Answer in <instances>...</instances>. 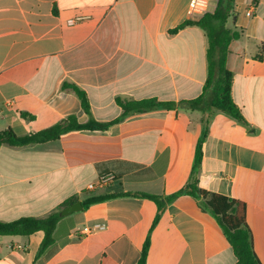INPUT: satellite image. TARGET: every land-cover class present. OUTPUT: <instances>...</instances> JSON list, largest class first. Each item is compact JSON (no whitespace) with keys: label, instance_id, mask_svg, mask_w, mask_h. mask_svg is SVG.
I'll return each instance as SVG.
<instances>
[{"label":"crops","instance_id":"0c3cea01","mask_svg":"<svg viewBox=\"0 0 264 264\" xmlns=\"http://www.w3.org/2000/svg\"><path fill=\"white\" fill-rule=\"evenodd\" d=\"M191 0H0V132L26 136L70 116L108 123L117 99L179 103L198 98L208 76L206 32ZM232 96L244 122L215 112L203 144L204 190L245 204L254 249L264 264V0H235ZM73 23V24H72ZM70 84L84 91L91 114ZM26 115L29 118H25ZM203 114L161 108L106 131L0 148V222L44 218L71 198L106 192L170 195L189 181ZM103 174L109 187L89 191ZM155 203L122 197L63 218L38 257L44 232L0 236V264H137ZM103 229L90 233L96 227ZM216 220L190 196L169 205L151 233L147 264H236Z\"/></svg>","mask_w":264,"mask_h":264},{"label":"trees","instance_id":"16d2710c","mask_svg":"<svg viewBox=\"0 0 264 264\" xmlns=\"http://www.w3.org/2000/svg\"><path fill=\"white\" fill-rule=\"evenodd\" d=\"M234 3L235 0H219L218 6L213 13L205 14L196 21H186L171 31V34H176L188 26H197L206 32L209 43L207 50L208 76L202 94L198 98L179 103H163L157 99L141 101L117 99V104L122 108L123 113L119 118L108 123L90 120L86 124H80L75 116H70L50 128L26 136H18L12 129L0 132V148L4 145L26 147L56 141L63 135L74 131H106L111 126L124 121L130 116L161 108H181L201 112L204 115V129L197 145L189 181L180 190L173 194L162 196L131 192H106L105 194L97 195L91 192L81 201L84 210L95 204L122 197L141 198L156 204L157 214L149 235L143 244L141 258L137 264H147L151 247V233L160 222L167 207L181 196L194 198L200 208L216 220L233 249L237 258L236 264H262L255 252L253 234L246 221L245 204L220 194L208 192L200 187L199 182L203 159V144L214 113H222L238 122H244L241 110L234 102L232 96L235 75L228 65L229 58L233 53L232 46L242 36L240 30L228 27L230 22L232 25L235 23ZM63 89L72 90L80 99L84 111L89 115L91 114L90 103L84 91L70 84H65ZM24 117L29 118L26 115ZM77 202H79L78 198H71L65 201L56 212L44 218L24 217L12 222H0V236L28 237L40 231L44 232L45 237L38 254V257H41L55 243L54 235L59 222L62 220L59 217V212Z\"/></svg>","mask_w":264,"mask_h":264},{"label":"built area","instance_id":"2783aa9c","mask_svg":"<svg viewBox=\"0 0 264 264\" xmlns=\"http://www.w3.org/2000/svg\"><path fill=\"white\" fill-rule=\"evenodd\" d=\"M219 0H191L189 9H188V15L189 16H194L196 13V10L200 5H204L205 7L201 10V17H203L205 14L208 13H213L217 6H218ZM73 24V23H72ZM114 181V176L111 174H103L99 177L98 183L97 184H90L88 186L89 191H94L97 187H103L107 188L110 186V184ZM102 226L96 227L94 230L89 231L90 233L92 232H97L102 230Z\"/></svg>","mask_w":264,"mask_h":264},{"label":"water","instance_id":"95a60500","mask_svg":"<svg viewBox=\"0 0 264 264\" xmlns=\"http://www.w3.org/2000/svg\"><path fill=\"white\" fill-rule=\"evenodd\" d=\"M83 209L84 208H83L82 202L79 201V202L61 210L59 212V217L63 219V218H66V217L76 213V212L83 211Z\"/></svg>","mask_w":264,"mask_h":264}]
</instances>
